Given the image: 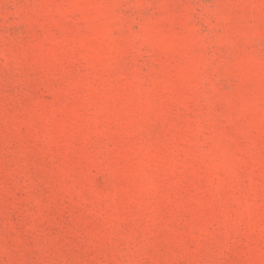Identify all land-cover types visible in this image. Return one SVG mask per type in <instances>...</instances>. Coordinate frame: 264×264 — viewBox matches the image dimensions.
I'll return each mask as SVG.
<instances>
[{"label": "rangeland", "instance_id": "374dc122", "mask_svg": "<svg viewBox=\"0 0 264 264\" xmlns=\"http://www.w3.org/2000/svg\"><path fill=\"white\" fill-rule=\"evenodd\" d=\"M0 264H264V0H0Z\"/></svg>", "mask_w": 264, "mask_h": 264}]
</instances>
